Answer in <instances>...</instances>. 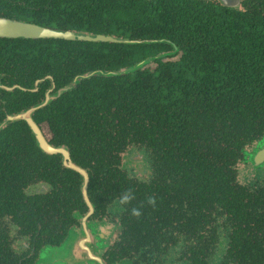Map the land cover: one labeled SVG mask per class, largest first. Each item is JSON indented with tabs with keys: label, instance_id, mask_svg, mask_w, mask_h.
I'll use <instances>...</instances> for the list:
<instances>
[{
	"label": "trees",
	"instance_id": "1",
	"mask_svg": "<svg viewBox=\"0 0 264 264\" xmlns=\"http://www.w3.org/2000/svg\"><path fill=\"white\" fill-rule=\"evenodd\" d=\"M0 18L172 42L176 55L155 59L153 69L82 79L173 46L0 38V82L33 89L51 76L58 90L80 78L34 118L48 123L52 142L67 145L75 162L85 168L93 162L96 176L118 175L113 163L130 146L149 151L156 186L127 191L122 218V238L139 241V251L174 240L179 231L196 248L205 244V255L209 238L202 232L211 243L221 227L228 240L223 264H264V185L252 190L236 181L243 150L264 136V0H244L241 8L214 0H0ZM50 86L47 80L37 92L0 91L5 111L37 105ZM4 116L0 108V122ZM7 149L18 160L10 170L39 161L37 152L51 168L49 180L74 174L59 173L58 158L40 153L25 121L0 132V151Z\"/></svg>",
	"mask_w": 264,
	"mask_h": 264
},
{
	"label": "flooded vegetation",
	"instance_id": "2",
	"mask_svg": "<svg viewBox=\"0 0 264 264\" xmlns=\"http://www.w3.org/2000/svg\"><path fill=\"white\" fill-rule=\"evenodd\" d=\"M214 1L222 4L220 0ZM243 1H240L238 8L242 7ZM45 78L37 80L39 83L36 86V81L33 89L18 84L9 86L0 82V86L9 88L18 86L12 91L0 87V91L8 93H13L16 90L37 92L41 83L50 80ZM79 79L77 78V81ZM53 84L55 88H53ZM34 89L36 91H32ZM58 90L52 80L51 86L45 92L44 99L33 107L44 103L47 94L53 96ZM59 97L51 99L38 111L46 108ZM5 103V100L0 98V108L5 114L0 125L9 116L33 108L7 113ZM36 112L33 113V118ZM12 122L17 121L6 122L0 127V132ZM35 122L40 126L44 138L52 147L66 148L69 152V159L87 171L89 181L86 190L93 210L84 198V177L64 166V154L44 152L30 129L40 153L58 158L56 166L61 169L59 173L65 169L74 174L64 175L63 173L59 177H51L49 180L46 175L51 171V168L47 167L45 159L37 152L33 156L39 161L33 162L28 167L27 164L22 163L19 172L10 170L9 167H13L12 162L16 159V153L13 150L11 153L8 149L6 152L0 151V264H196L199 261L198 258L202 260L199 264H221L226 259L224 253L228 240L227 235L221 231V227L217 229L215 240L211 243L210 234L207 236L205 230L202 232L205 238H209V252L205 255L201 253V249L205 253L207 251L205 244L196 248V242H192L189 233L181 234L179 231L174 232V240L163 244L160 242L155 248L147 249L145 252L139 251L138 249L142 248L139 241L122 238L124 232L122 218L126 210V202H122V198L127 191L132 192V189L138 191L143 187V184H152L156 179L152 175L153 167L149 160V151L145 148L130 146L124 152H119L116 162H112L113 165L118 166V175L96 176L92 168L93 162H90V167L86 168L75 162L67 145L52 142L54 136L48 123L46 121L38 123L36 120ZM260 141L261 139L254 145L246 147L243 150L242 160L236 165V181L252 190L258 185H264V177L258 176L262 169L255 168L252 162L248 163L256 179L249 181L248 177L242 181L240 175L248 174V171H242L240 167L247 169L245 163L253 152V150H248L258 145ZM24 156L27 159L30 158L28 154H24ZM130 160L132 161L129 162ZM128 162L136 165L130 166ZM15 164H18L17 159ZM106 164L110 163L106 162ZM74 185H78L79 194L73 192ZM87 233L90 238L87 245L90 247L92 256L78 257L77 253L81 247L82 239L87 238ZM69 237H72V245L74 247L77 245V249L70 248V256L68 258L67 255V262H65L66 256L62 255L58 249L67 242ZM131 246L133 247L130 249ZM193 247L196 248L195 254L191 252ZM73 250L76 256L71 255Z\"/></svg>",
	"mask_w": 264,
	"mask_h": 264
},
{
	"label": "water",
	"instance_id": "3",
	"mask_svg": "<svg viewBox=\"0 0 264 264\" xmlns=\"http://www.w3.org/2000/svg\"><path fill=\"white\" fill-rule=\"evenodd\" d=\"M224 6L230 7V8H238L241 0H220ZM0 38H22V39H60V40H66V41H85V42H102V43H116V44H151V43H169L173 46V51L170 52H162L157 56L149 57L145 60H142L138 63H136L133 66H129L126 68H121L117 71H104V70H96L93 72H90L88 74L83 75V78H87L90 76H93L97 73L110 76V75H120L123 73H129L134 72L136 70L143 69L145 67H148L150 64L155 63V59H162L166 56H173L176 55L178 52V48L170 41L159 39V40H128V39H121L116 38L114 36L110 35H103V34H97V35H89V34H83V33H75L71 31H62V30H56L52 28H47L43 26H39L36 24L23 22V21H16V20H8V19H0ZM53 80L52 77H46L45 79ZM77 80V79H76ZM76 80L72 82L71 84H68L67 86L60 88L56 94L53 96H50L47 94V99L44 103L35 106L33 108H30L28 110H25L17 115L9 116L6 121H4L3 124L10 121H25L30 129L33 131V133L36 136L37 142L40 146V148L48 153V154H57L62 153L65 156L64 160V166L72 169L78 173H80L84 177V183H83V194L84 198L86 199L88 205L92 208L93 206L90 203L88 196H87V185L89 181V176L86 170L82 169V167L74 164L71 159H69V152L66 148L57 149L52 147L47 140L44 138L42 131L40 129V126L35 122L33 118V113L44 107L51 99L59 97L63 93L69 91L73 84L76 83ZM43 81V80H42ZM39 81L36 82V86L38 85ZM3 89H6L8 91H12L15 87H5L0 86ZM53 88L54 84H53ZM36 91V89L32 90ZM0 127H2V125ZM251 161L254 166H258L264 163V137L261 139V141L258 143L256 149L254 150V154L251 156ZM90 242L89 234L87 233V238L82 239L81 247L79 248V251L77 253L78 257L80 256H92V253L90 252V247L87 245ZM72 249H77V245H72ZM76 256V253L73 250V253L71 255ZM88 254V255H87ZM85 257V256H84ZM83 258V257H82Z\"/></svg>",
	"mask_w": 264,
	"mask_h": 264
},
{
	"label": "rangeland",
	"instance_id": "4",
	"mask_svg": "<svg viewBox=\"0 0 264 264\" xmlns=\"http://www.w3.org/2000/svg\"><path fill=\"white\" fill-rule=\"evenodd\" d=\"M175 60H176V59H175ZM148 67H150V68L153 69V68L155 67V64H150ZM256 147H257V145H256L255 147H252L251 150H248V151H252V150H253V152H251V155H250L248 161L245 163V164H246L245 167H247V169H244V167H240L241 164L239 165V167H240V169H241L242 171H248V174L240 175L242 181H244V178H248V177H249V181H251V180H255V179H256V177L253 176L254 173L252 172L251 168H249V167H250L249 164H250V162H252V161H251V156L254 154V150L256 149ZM253 148H254V149H253ZM131 161H132V160H130L129 162H131ZM129 162H128V165H130V166H134V165H136L135 163H129ZM248 163H249V164H248ZM255 168H260V169H262V170H260L261 173L258 174V176H259V177H264V163L261 164V165L255 166ZM71 247H72V237H69V239L67 240V242H65L64 245H63L61 248L58 249V251H61V254H62V255H65V256H66V257H65V262H67V255H68V258H69V256H70V251H71L70 248H71ZM48 251H49V250H48ZM54 254H55V253H54ZM54 254H53V256H54ZM65 264H66V263H65Z\"/></svg>",
	"mask_w": 264,
	"mask_h": 264
},
{
	"label": "clouds",
	"instance_id": "5",
	"mask_svg": "<svg viewBox=\"0 0 264 264\" xmlns=\"http://www.w3.org/2000/svg\"><path fill=\"white\" fill-rule=\"evenodd\" d=\"M129 199V196L128 195H125L123 198H122V202H126L127 200ZM133 214H138L135 210H133Z\"/></svg>",
	"mask_w": 264,
	"mask_h": 264
}]
</instances>
